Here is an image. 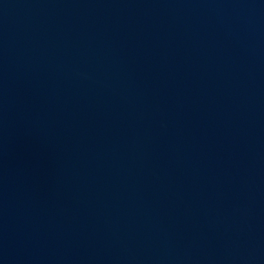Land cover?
Segmentation results:
<instances>
[{"label": "water", "instance_id": "1", "mask_svg": "<svg viewBox=\"0 0 264 264\" xmlns=\"http://www.w3.org/2000/svg\"><path fill=\"white\" fill-rule=\"evenodd\" d=\"M0 264H264V0H0Z\"/></svg>", "mask_w": 264, "mask_h": 264}]
</instances>
